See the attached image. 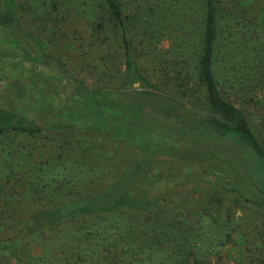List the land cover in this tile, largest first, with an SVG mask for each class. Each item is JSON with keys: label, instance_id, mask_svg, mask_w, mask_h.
<instances>
[{"label": "rangeland", "instance_id": "1", "mask_svg": "<svg viewBox=\"0 0 264 264\" xmlns=\"http://www.w3.org/2000/svg\"><path fill=\"white\" fill-rule=\"evenodd\" d=\"M14 1L0 0V106L44 127L46 135L33 140L37 160L47 156L51 140L61 141L75 133L86 139L87 154L96 155L98 173L103 162H115L122 153L124 161L149 154L148 167L127 190L134 195L158 196L171 209H183L192 218L202 213L216 183L253 200L264 193V162L238 135L203 121L208 116L197 81V54L192 46L194 19L191 12L185 16L180 0H120L124 26L139 67L168 98L137 82L119 86V34L106 17L98 18L96 0L68 1L67 8L78 13L59 25L41 13L38 0H29L37 8L22 0L25 5L16 8ZM229 2L233 9L223 0L226 12L217 20L219 30L224 31L221 42L226 47L222 50L232 63H237L239 57L243 62L247 59L244 69L254 83L248 84L251 88L246 92L232 88L234 85L224 90L227 101L245 114L264 149V84L260 85L264 77V0ZM98 23L102 24L99 30L95 28ZM100 119L108 120L111 135L82 130V124L91 127ZM72 122L77 130L48 127ZM206 151L216 153L222 166L209 170L207 161L197 162L207 156ZM214 169L216 175L210 173ZM213 175L220 176L218 181ZM251 213L256 225L252 237H234L233 243L238 244L231 254H238L240 260H232L231 264H246L244 256L246 253L247 261L248 252L244 246L259 244L255 239L260 217ZM36 231L26 230L25 254H40L45 248ZM18 238L10 242L11 249L20 247L21 234ZM163 248L157 243L152 253L162 255ZM171 248L177 256L185 249L178 244ZM260 261L264 264V256Z\"/></svg>", "mask_w": 264, "mask_h": 264}, {"label": "trees", "instance_id": "2", "mask_svg": "<svg viewBox=\"0 0 264 264\" xmlns=\"http://www.w3.org/2000/svg\"><path fill=\"white\" fill-rule=\"evenodd\" d=\"M22 1L30 6L35 4L36 8L38 5L41 13L55 25L78 13L67 8L66 3L71 0H38L37 5L33 1ZM22 1L15 0L13 6L23 7ZM96 2L98 18L106 17L119 34L122 56L119 86L137 82L150 92L168 98V94L151 82L139 67L124 26L120 0ZM227 3L232 8L229 0ZM180 4L185 7V16L191 12L194 19L192 46L197 54V81L202 87V105L208 116L203 121L238 135L246 141L254 156L264 162V149L245 114L227 101L224 90L234 85L232 88L246 92L254 83L244 69L248 66L247 59L243 62L239 57L233 64L222 50L226 47L221 42L224 31L219 30L217 20L226 12V5L223 0H180ZM39 21L43 22V18ZM101 27L98 23L95 28ZM218 58L223 59L221 64ZM71 75L77 78L74 72ZM262 80L261 86L264 77ZM107 121L100 119L91 127L82 124V130L111 135ZM48 127L78 129L73 122ZM43 131L44 127L34 119L0 106V226L18 225L24 220L29 232L41 228L38 233L45 244L39 255L18 254L11 263L5 260L4 264H188L190 261L192 264H222V250L234 242L236 235L252 237L251 230L256 225H253L251 212L260 217L257 221L261 225L255 239L259 244L244 246L249 257L246 261L245 253L244 260L246 264H262L264 193L253 200L232 189L220 188L216 183L202 206V213L196 218L188 217V212L171 209L158 196L134 195L127 190L148 167L149 154L140 155L138 160L124 161L122 153L115 162H103L98 173L96 166L100 162L95 161L96 155L87 154L86 139L75 133L61 141L51 140L47 156L37 160L33 154V140L41 134L45 136ZM206 155L197 162L207 161L209 170L222 166L216 153L206 151ZM210 173L216 175L214 171ZM157 243L164 247L162 255L152 253L151 248ZM173 244L185 249L179 248L182 251L177 256V251H172Z\"/></svg>", "mask_w": 264, "mask_h": 264}, {"label": "crops", "instance_id": "3", "mask_svg": "<svg viewBox=\"0 0 264 264\" xmlns=\"http://www.w3.org/2000/svg\"><path fill=\"white\" fill-rule=\"evenodd\" d=\"M213 171L216 173L215 170ZM13 230H16V231L12 232ZM26 230H28V223L24 220L20 221L18 225L4 224L0 226V264H4L5 260H8L11 263L14 260L12 258L18 257V254L19 256L29 255V254L24 253V250L27 247V237H28ZM31 230H32L31 232H34L35 230H37L36 233L38 234L39 239L43 242L42 238H40V235L38 233V230H41V228H38V229L33 228ZM18 231H19V234L17 233ZM20 234H21V238H23L22 237L23 234H26L25 239L24 238L20 239L19 248L17 247L16 249H11L10 242L14 240L16 237L17 239H19L18 236ZM235 244L237 245L238 243H231L225 246L224 249L222 250V256H223L222 263L223 264H228V263L231 264L232 260L234 261L237 260V262L240 260V256L238 257V254L237 256H236V253L231 254V253H234V247L237 248ZM36 255H39V254H36ZM36 255H33V256H36ZM234 256H236V258Z\"/></svg>", "mask_w": 264, "mask_h": 264}]
</instances>
